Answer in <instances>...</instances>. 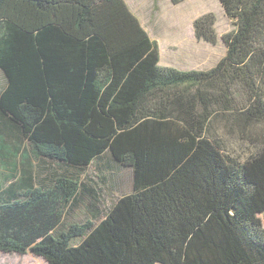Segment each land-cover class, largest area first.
Masks as SVG:
<instances>
[{
	"label": "trees",
	"instance_id": "16d2710c",
	"mask_svg": "<svg viewBox=\"0 0 264 264\" xmlns=\"http://www.w3.org/2000/svg\"><path fill=\"white\" fill-rule=\"evenodd\" d=\"M219 1L234 29L221 36L225 55L196 70L160 66L126 0H0V115L27 143L21 176L0 185L1 252L47 264H264V0ZM215 21L197 17L196 39L214 44ZM217 123L255 151L226 156ZM19 146L2 148L15 157ZM30 159L56 167L39 176ZM106 159L131 169V192L97 223L62 226L81 200L98 212L79 172Z\"/></svg>",
	"mask_w": 264,
	"mask_h": 264
},
{
	"label": "rangeland",
	"instance_id": "374dc122",
	"mask_svg": "<svg viewBox=\"0 0 264 264\" xmlns=\"http://www.w3.org/2000/svg\"><path fill=\"white\" fill-rule=\"evenodd\" d=\"M127 3L152 39L158 41L162 66L204 70L213 67L225 55L226 47L221 36L233 30L234 24L233 20L225 14L219 0H182L178 3H173L171 0H127ZM205 13H213L216 19L214 28L217 38L214 44L198 40L194 35L193 21ZM4 85L5 77L0 70V90ZM215 126L218 144L224 154L232 160L241 162L255 151L254 145L227 133V130L218 123ZM17 144H20L19 154L15 157L8 156L2 148V146L12 148ZM26 145L25 141L18 138L11 123L0 115V185L2 187L21 176L24 166L20 162L22 152L26 151ZM106 155L109 156V153H105ZM29 163L30 165L26 167L39 176L43 173L48 174L50 167H56V163L47 160L30 159ZM63 169L65 168L61 167L60 170ZM71 171L75 172L72 169ZM79 173L82 180H90L97 188L98 212L91 214L81 200L75 207L66 211L62 226L88 219L97 223L104 217L108 206L113 201L131 192V169L111 159L93 164ZM12 174L14 176L9 177ZM81 239L74 238L72 244H78ZM0 264H47V262L29 251L23 255L0 251Z\"/></svg>",
	"mask_w": 264,
	"mask_h": 264
},
{
	"label": "crops",
	"instance_id": "0c3cea01",
	"mask_svg": "<svg viewBox=\"0 0 264 264\" xmlns=\"http://www.w3.org/2000/svg\"><path fill=\"white\" fill-rule=\"evenodd\" d=\"M126 2H127V0H126ZM128 4V3H127ZM129 6V5H128ZM129 8H130V6H129ZM131 10V9H130ZM132 11V10H131ZM139 19V18H138ZM139 21H140V19H139ZM140 23H141V21H140ZM141 25H142V23H141ZM143 26V25H142ZM144 27V26H143ZM144 29H145V27H144ZM146 30V29H145ZM147 31V30H146ZM148 32V31H147ZM148 35L150 36V38L152 39V37H151V35L149 34V32H148ZM152 40H154V39H152ZM156 42H157V44H158V48H159V65L160 66H162L161 65V58H160V50H161V48H160V45H159V43H158V41L156 40ZM163 67H166V66H163Z\"/></svg>",
	"mask_w": 264,
	"mask_h": 264
}]
</instances>
